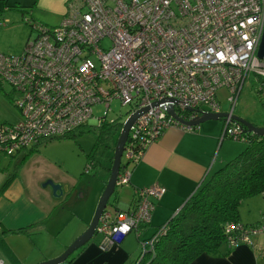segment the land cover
Here are the masks:
<instances>
[{
    "label": "built area",
    "instance_id": "2783aa9c",
    "mask_svg": "<svg viewBox=\"0 0 264 264\" xmlns=\"http://www.w3.org/2000/svg\"><path fill=\"white\" fill-rule=\"evenodd\" d=\"M30 29L34 36L19 55L0 53V85L11 88L20 113L17 123L0 125V157L12 159L84 125L99 127L117 100L128 107L121 125L147 109L129 129L122 154L127 164H121L116 183L122 187L129 185L127 166L166 130L195 131L163 105L171 104L179 118L190 121L197 113L189 109L222 112L221 89L233 115L249 75L262 81L264 92V60L257 57L264 0H68L58 25ZM99 104L104 117L93 116ZM223 123L222 139L246 140L230 116ZM91 168L87 164L84 173ZM165 192L159 186L134 189L133 208L125 212L106 206L95 230L100 248L148 225L154 201ZM261 216L256 226L227 225V247H253L254 239L264 236V209ZM260 255L264 258V249ZM0 264H5L1 255Z\"/></svg>",
    "mask_w": 264,
    "mask_h": 264
},
{
    "label": "rangeland",
    "instance_id": "374dc122",
    "mask_svg": "<svg viewBox=\"0 0 264 264\" xmlns=\"http://www.w3.org/2000/svg\"><path fill=\"white\" fill-rule=\"evenodd\" d=\"M34 1L36 3L31 10H29L30 8H21V11L24 12L23 15L20 10L16 11L15 9L5 10L2 13L3 18L0 21L1 54L16 56L23 51L28 39L27 36L30 34V28L25 24L23 18L30 16L37 22L39 21L38 23L42 22L48 26H54L58 23L64 1L60 3L59 0H9L8 4L12 5L18 2L20 5L30 6ZM2 3L0 1V10L3 9ZM33 36L34 34L31 33L29 38ZM107 47L109 44L104 43V48ZM260 84L254 75H249L233 108V116L246 119L257 126L264 125V96H259L257 92ZM4 94H8V97ZM228 96L223 89L217 93L221 110L224 113H228L232 109ZM14 101L15 96L11 92V88L8 85H2V93H0L1 124H15L20 120V113L14 107ZM110 107L111 111L107 114L106 120H116L122 123L126 119L128 107L121 106L117 100L112 101ZM200 110L207 111L205 106H202ZM93 116H105L103 104L94 106ZM206 123H217L220 126L222 121H208L203 124ZM96 129V126L84 125L77 130L73 138L53 139L40 144L35 151L28 155L27 159L21 162L16 176L19 174L21 177L27 199L36 200L35 202L38 203L35 206L37 207L42 206L40 200L43 199L48 200L53 205L49 210V217L44 219L39 230L34 232L32 228L28 229V233H32V235L7 234L6 239L21 256L24 264H31L37 259L44 262L45 259L52 260L59 257L64 251V249L60 251L62 250L61 247L77 238L74 236L79 232V229L89 225L92 221L103 192L101 190L102 185L106 183L109 177L107 155L112 153V150L109 149L95 148L98 131ZM118 136L119 133L114 136L115 142ZM245 147L246 144L240 141L224 139L223 146L220 145L216 150L213 157L214 168L209 170V173L216 171L226 162L237 157L241 151H244ZM87 155H92L94 160L90 162H94L95 166L88 173H84ZM223 158L225 161H223V165H220ZM12 160L13 158L0 157V184L3 183L7 174L16 170V163ZM121 164H127L124 156L121 158ZM132 167V164H129L127 170L132 171ZM48 181L66 186L67 191L60 198H53L50 188L43 187V184ZM129 193L130 186L128 184L116 187L106 208L109 209L108 206L113 209L117 208V201L115 200L119 197L123 199ZM263 208L264 198L260 194L243 200L238 209L240 221L244 224L258 222L261 219L260 213ZM33 211L34 209L30 208V212L33 213ZM163 221L164 219L156 225H149L147 233L151 234L152 230ZM26 224L25 226L31 223ZM23 228L26 227L23 226ZM129 238L134 239L135 235L130 234ZM95 239L96 236L92 238V241ZM135 243L137 242L135 241ZM55 247L56 250H54ZM139 252L138 246L135 257L139 255ZM260 262L264 264V259L262 258Z\"/></svg>",
    "mask_w": 264,
    "mask_h": 264
},
{
    "label": "crops",
    "instance_id": "0c3cea01",
    "mask_svg": "<svg viewBox=\"0 0 264 264\" xmlns=\"http://www.w3.org/2000/svg\"><path fill=\"white\" fill-rule=\"evenodd\" d=\"M59 1L60 3L64 1V6L56 25L61 22L65 15V5L68 0ZM1 2H3V9L0 10L1 19L3 18L2 13L5 12V10L11 11V9H15L17 11L21 8H30L29 10H31L36 3L34 1L32 5L25 6L20 5L18 2L9 5V0ZM15 5L17 8H14ZM30 34L27 36V40L33 38H29ZM254 126L261 127L257 125ZM223 127L224 123L222 121L220 126L217 125V123H206L196 128L193 132H186L176 128L166 130L161 137L146 149L141 159L134 165L129 180L130 193L123 199L121 197L116 199V209L119 210V212H125L133 208L134 189L150 188L153 186L162 187L166 192L160 199L154 201V210L150 223L148 224V226L151 224L156 225L160 220L164 219L157 227L162 226L172 215L177 213L184 204V201L190 197L198 185L210 174L209 170L214 168L213 157L217 148L220 145L223 146V141L225 139L221 138ZM36 148L37 146L29 148L24 152H20L13 158L12 161L16 163V170L11 173V178L13 176V179L7 190L3 194H0V232L4 230V232L9 231L10 234L8 235L13 234L12 231L22 229L23 226L28 227L31 224L44 223V219L49 217V210L53 206L46 199L40 200L42 206H35L38 202H35L36 200L33 199H31L33 201L27 199L25 196L26 189L21 183V177H19V174L16 176L21 162L24 161V156L27 153L30 154L31 151L34 149L36 150ZM223 161H225L224 158L220 165H223ZM9 175L10 174H7L4 180ZM0 185H2V183ZM104 187L103 184L102 191ZM30 208L34 209L33 213L30 212ZM25 223L31 224H26L27 226H25ZM87 227L88 225L80 228L79 232L74 237H79ZM157 227L152 230L151 234ZM147 231L148 229L145 231L143 238L151 236ZM8 235L6 234L4 239L7 249L5 251L0 250V255L4 259L5 264H15L14 258L24 264L21 260V256L6 239ZM129 236L125 237L120 244L114 242L108 244L105 250H102L99 246L101 237L96 236L94 241L91 240L72 255L70 264H131L137 259L135 255L139 244L137 245L138 242L136 237L132 239L129 238ZM134 240L137 243H135ZM263 242L264 236L257 237L253 247L239 245L226 257H213L203 254L194 260L192 264H262L260 261L263 257L260 255V251L264 249ZM68 243L62 246V250L60 251H63V249L65 251L71 244ZM228 249L226 245L222 247L223 252L228 251ZM54 250H56V247ZM44 261L47 260L45 259ZM38 263H41L39 259L31 264Z\"/></svg>",
    "mask_w": 264,
    "mask_h": 264
},
{
    "label": "trees",
    "instance_id": "16d2710c",
    "mask_svg": "<svg viewBox=\"0 0 264 264\" xmlns=\"http://www.w3.org/2000/svg\"><path fill=\"white\" fill-rule=\"evenodd\" d=\"M14 8H17L16 5ZM18 10L22 15L24 14L21 9ZM23 19L29 28L32 24H38L33 18L25 17ZM261 87H258L257 92L259 96H264ZM0 93H2L1 85ZM4 96L8 97V94H4ZM120 128V122L106 120L96 129L98 131L95 148L112 150V153L107 155V161L109 162L108 175L116 144L113 138L119 133ZM76 132L77 130L63 138H73ZM243 136L246 139L243 142L246 144L244 151H241L239 156L225 163L216 171L210 172L190 197L184 201L177 213L172 215L162 226L157 227L151 236L143 238L148 225L140 226L138 231L127 235L134 234L140 246L139 255L131 264H192L194 260L203 254L213 257H226L235 249L227 247L229 248L228 251H222V247L227 246L225 241L226 226L237 224L252 227L260 223L261 220L253 224H243L240 221L238 209L243 200L261 195L264 192V135L256 136L244 131ZM26 155L24 160L28 158L29 153ZM86 159L87 164L92 163V167L95 166L94 162H90L94 160L92 155H87ZM11 175L7 176L0 186V194H3L9 187L13 179ZM30 228L35 232L41 228V223L31 224L26 228L12 231V233L30 236L32 235V233H28ZM6 234H10L9 231L0 232L1 251L7 249L4 242ZM127 236L114 238V243H122ZM150 241L151 245H149ZM72 255L64 264L71 263ZM14 263L22 264L15 258Z\"/></svg>",
    "mask_w": 264,
    "mask_h": 264
},
{
    "label": "water",
    "instance_id": "95a60500",
    "mask_svg": "<svg viewBox=\"0 0 264 264\" xmlns=\"http://www.w3.org/2000/svg\"><path fill=\"white\" fill-rule=\"evenodd\" d=\"M257 57L261 60H264V31H263L260 44L258 46ZM158 104L159 102H156L154 103V106H158ZM163 109L174 120L178 121L180 124L187 126V127L196 128V127H199V125L205 122H208V121H214V122L222 121V120L226 121L227 117L230 116V119L238 126H241V128H243L245 132L252 133L256 136L264 135V126L256 127L252 123L247 121L246 119L231 115L230 112L211 113L208 111H199V110L195 111V110L189 109L188 111L197 113V116L190 121H184L175 114L171 104L168 103V104L163 105ZM146 111L147 109H142L138 111L137 113L130 116L122 124L121 129L119 131V136L117 138L114 151H113V159H112V164L110 167L109 177L105 184L103 192L100 196V199L98 201L93 219L88 225L87 229L79 237H77L59 257L52 259V260H47V261H44L38 264H64L74 252L84 247L87 243H89L92 240V238L95 235V230L98 225L99 218L102 215L105 207L108 205L109 199L115 192L117 178H118L119 170L121 166V158H122L125 143L127 141L129 129L132 126V124L135 122V120H137V118L140 117ZM43 187L44 188L49 187L51 190L52 197L55 199L60 198L64 194V192L67 191L66 186H62L52 181L46 182L45 184H43Z\"/></svg>",
    "mask_w": 264,
    "mask_h": 264
},
{
    "label": "clouds",
    "instance_id": "9594fccd",
    "mask_svg": "<svg viewBox=\"0 0 264 264\" xmlns=\"http://www.w3.org/2000/svg\"><path fill=\"white\" fill-rule=\"evenodd\" d=\"M30 17V16H29ZM39 24V23H38ZM40 24H42V23H40ZM44 25V24H43ZM223 121V120H222ZM122 126V125H121ZM121 129V128H120ZM51 141V140H50ZM92 169V168H91ZM108 180V179H107ZM119 211V210H118ZM94 236H96V235H94Z\"/></svg>",
    "mask_w": 264,
    "mask_h": 264
}]
</instances>
